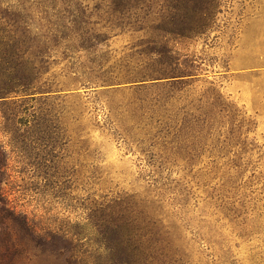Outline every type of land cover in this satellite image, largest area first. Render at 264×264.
I'll return each instance as SVG.
<instances>
[{
  "label": "rangeland",
  "instance_id": "1",
  "mask_svg": "<svg viewBox=\"0 0 264 264\" xmlns=\"http://www.w3.org/2000/svg\"><path fill=\"white\" fill-rule=\"evenodd\" d=\"M0 1L68 37L75 17L89 33L108 26L88 50L42 65L47 91L26 103L49 116L37 139L20 123L24 84L0 77V92L13 90L0 94L11 205L69 230L88 216L106 232L130 212L151 218L170 251L150 264H264V0H221L158 55V24L120 31L92 1Z\"/></svg>",
  "mask_w": 264,
  "mask_h": 264
},
{
  "label": "trees",
  "instance_id": "2",
  "mask_svg": "<svg viewBox=\"0 0 264 264\" xmlns=\"http://www.w3.org/2000/svg\"><path fill=\"white\" fill-rule=\"evenodd\" d=\"M11 1L5 0L7 3ZM89 1L95 3L94 6L100 11L99 18L120 31L142 32L149 24H158L152 28L164 42L163 48L152 51L158 55L163 50L175 52V45L169 46L170 37H190L194 31L190 25L209 20L211 9L218 7L221 0ZM1 2L0 65L17 60L21 67L12 72L10 67L0 66V77L5 80L15 77L18 80L16 84H24L15 93L25 104L27 100H34L35 94L47 91L37 86L49 83V79L44 78L49 69H43V64H50L52 57L66 61L74 58L77 51L92 47L89 41L92 38L99 39L100 32L104 31L102 29L108 28L101 26L98 32L94 30L89 33L81 25L90 22L84 16L80 19L75 17L70 20L75 24V35L68 37L60 23H57L56 28L44 30L34 24L25 8L12 4L3 7ZM176 63L173 68L175 71ZM8 72L14 75L9 76ZM11 91H1L0 94L5 97ZM20 119V123L27 127L29 137L37 139V134L47 131L48 113L38 114L36 110L29 113L26 104ZM8 166V151L0 143V183L8 177ZM1 191L0 185V264H28L35 258H40L44 264H150L160 251H170L166 240L168 232L159 228L151 218L140 220L130 212L131 216L117 218L115 225L108 224V232L101 230L100 223L94 222L91 216L82 226L77 224L75 230L52 228L16 205H11Z\"/></svg>",
  "mask_w": 264,
  "mask_h": 264
}]
</instances>
